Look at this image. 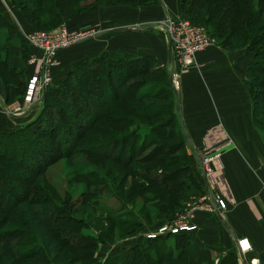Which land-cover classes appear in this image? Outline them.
<instances>
[{"label":"rangeland","instance_id":"rangeland-1","mask_svg":"<svg viewBox=\"0 0 264 264\" xmlns=\"http://www.w3.org/2000/svg\"><path fill=\"white\" fill-rule=\"evenodd\" d=\"M18 1L19 0H3L4 6H1L0 4V9H3V13L7 16L8 13H15L18 20L20 22L23 21L27 27H25V29L28 30L27 32L34 30L53 31L60 25V23L67 22L68 24H71L79 18H82L84 14H88L86 17H84L89 18L88 21H86L87 23L92 21L91 14H94L92 9L95 6H101L103 8L130 6L137 8L143 5L148 6L152 3L151 0H148L147 4L143 2H137L140 0H135L136 2L134 3H131V0H20V2H23L20 4ZM196 5L201 7L200 14H205L207 12L205 4H202L200 0H196ZM212 5L213 4H211V7ZM252 5L253 8H258L260 10L262 19L264 21V0H252ZM6 6L8 7V10H6ZM235 8L237 9H232L231 14L226 16V20H228V22L225 20H220L222 23L221 29L223 31L227 26H236L240 23V15L238 12L239 10H242L243 7L242 5H237ZM221 9L220 2L216 3L214 8L215 12L210 16V24L192 20L195 25L203 24L209 36L215 39L213 44L199 53L205 52L215 43L221 42L222 44V42H228V35L226 31H224L223 36H220V38L217 36V33H214L215 27H213V25L217 26L220 23V21L217 19V14ZM24 14L27 17H25ZM81 21L83 20L80 19L79 22ZM86 23L83 25H90V22L87 24ZM6 29L8 30L9 35L12 36L14 30L9 26ZM4 53L5 51L3 49L0 50V80L3 86L6 88L7 94L9 95L10 102L8 103L12 104L15 101H20L23 103L26 99L27 93L30 92L28 90L27 81L23 85L21 82L17 81L18 77L15 76V72L11 71L8 66L4 65L5 63L3 60L7 59V56H4ZM111 61L109 69H107L108 66H106L107 64L109 65V63H104L101 66L99 65V68H102L103 73L100 74L99 79H97L95 87H97V90L100 93L99 97L104 94V100H108V104L106 103V107L110 110L108 115L115 114L112 112L113 109H120L121 111L126 112V120L119 123H114L113 121H108L107 118L109 117L107 116H104V118L95 119L92 126H90V129L86 130L83 135L79 136L80 138H77L79 141L76 147L78 148L79 152L86 150V152H88L86 153V160L92 163V170L84 175L77 174L74 169V163L82 157V155H79V152V154L73 153L71 156H59L51 160V163L49 160H46L47 165L42 169V172L36 171L33 174H29V171L28 175L27 171L28 168H30L29 166L21 165L20 172H17L16 168H18V166L13 165L10 162L8 163L7 167L9 180L12 178V176L17 178L21 175L28 176V178L26 177L27 181L24 183H21L19 179L14 180L13 182L16 184V188L13 189V193H11V190L7 189L6 186L4 188H0V264H69L75 262L77 259L83 258L87 254L88 255L84 257L85 259L97 257L102 260V262L99 264L106 262L107 259L110 262H115L114 258H111L112 256L119 257V263L123 259L125 250L130 245V241H128V243H124V241L127 240V237L125 238V236L131 234L130 231L136 229L137 227L136 224H129L125 226L120 224L119 220L123 217V215L122 217H118L116 214L107 209V206L105 205L110 206L109 204L112 201H107V198H110L111 194L114 192L117 194L119 193L121 196L127 198L130 201L133 212L138 214L141 208L140 205L141 203L143 204V201L141 198L136 197L137 189L128 195V197L123 195L127 191L126 187H128V184L131 181L137 182V184H148L150 189L147 191V194L144 195L148 196V194H151V192L156 189L157 183L150 179H146L143 177V175L148 174L149 178L155 179L162 176L163 173L175 170L177 166H183L185 161L180 162L179 160L184 155V153L187 154L188 162L191 163L193 157L191 156V152H189L187 145L183 142L181 132L177 127L175 130L173 128L171 134L166 138L159 139V137H156V143L151 140L153 137L148 135L144 145L142 146L143 150L141 151V154L147 155L148 157H153L148 158L151 159L150 161L141 162L140 160L135 159L126 166H119L107 157L97 154L96 148L100 142L105 141L106 138H109L112 135L124 133V131H126L128 128H132L135 122L154 126L166 119H169L171 116H173V112L175 111V96L171 103H169L170 100L166 101V103L170 104V107L166 108V111L161 110L157 115H148L136 108L137 106H145L153 100L151 98L141 97L133 99V94L128 96V98L132 99L123 100V98H117L116 94L117 85L119 83L118 80L122 78L125 72H128L129 70L131 71V67L134 66L136 67L135 70H137L138 65L133 63H131L133 65L129 63L126 64L125 62L119 60H115L114 62ZM164 64L165 65H159L158 63L155 64L153 62L149 66L151 71L149 70L143 74L135 73L132 77H130L131 79L127 78V81L135 82L137 80L138 82L135 84V89L138 88L137 90H144V86H149V83H151L156 84L157 87L162 88L163 91L166 92L169 87L166 84L164 71H170L169 75L171 76V72H175L178 70V68L175 63L171 62V60H169V62H165ZM89 65L92 67L98 66V64L94 63L93 61H89ZM56 68H60V72L63 71L61 60L57 55L51 58V64L49 65V73L51 76L53 75V72ZM253 71H255L252 72L254 78L256 74H261L264 77V71ZM109 72H111V74ZM81 74H83L82 70L77 69L70 77L73 82L71 85H76L78 87L77 90L79 91L77 92L75 88L73 89L74 98H76L75 103H73V108L81 109V112L85 113L88 107H83L81 104L84 103V100L87 98L85 95H83V92H85L86 89L84 87L83 81L85 80V75H88V72L84 74L83 78L81 77ZM81 78L83 80H81ZM62 79L61 81H63ZM254 81L256 82V80ZM120 82H122V80ZM52 83L53 81L50 82L43 91L49 90L52 85L60 86L62 82ZM170 83L173 90H175V85L172 84L173 81ZM261 84L262 83H260V86H262ZM12 86H15V88H12ZM105 89H108V91L105 92ZM55 96H57V98L60 97L61 102L64 105L66 103L68 105L70 102L68 99L63 100L64 97H61V95H52V98H55ZM99 100L102 101V99ZM41 102L42 97L37 102V111L41 107ZM156 102H158V100ZM77 103L78 105H75ZM94 105H96V103ZM56 107L60 108L59 105H55V108ZM68 118H66V121L69 120ZM260 118L264 122V115L261 114ZM70 119H72V117H70ZM260 127L264 133L263 126L260 125ZM110 131H113L116 134H110ZM215 133L219 134L220 132L217 129L210 131L205 135L204 146H201L200 149L201 157L207 147L214 146L216 142L214 137ZM35 138L43 142V144L48 145L53 152H55L53 150L54 148L57 149L58 145L53 142V139L43 135H37ZM134 141L135 138H132L128 143L132 142L133 146L135 145L134 148L137 149L140 145V141H135V144ZM128 143L125 145L123 157L127 154ZM160 147H162V149ZM25 148L27 150L24 152L23 158L26 161L31 162L32 158H35V160L39 158L37 156V152L34 153V156L32 157L33 147ZM34 151L38 150L35 148ZM46 153L48 152L46 151ZM162 154L170 156L172 160L169 161L171 163L172 161L177 160V164H171L170 162L167 163L168 161L165 159L166 156H163V158L160 157ZM44 158L47 159V157ZM6 162L4 165H6ZM39 164H41V162ZM1 165L2 164L0 163V176L3 175L1 171ZM144 166H153L155 169L153 170V168H151V171H143L142 168ZM161 168H163V171L160 170ZM180 168V172H175L174 180H169V184L171 186H174L179 174H184L185 176L190 175L185 169H182V167ZM133 173L137 174L138 177L133 176ZM3 177L6 178L5 175H3ZM175 187L178 186L175 185ZM5 191H8V193H5ZM185 193L186 192H182L179 196L178 202L180 201L181 205H178V210L176 209L175 211L176 214L185 211L188 206L187 204H191L194 201L193 199L189 200L191 197L190 196L189 199L183 204L181 198ZM7 196L10 198L8 199L7 207L4 208L3 206L6 204L5 198ZM198 196H200V194H198ZM18 199L19 201L25 199L29 200L31 205L37 211L38 215L45 220H48V223L53 229L55 236L66 242L61 251L56 253L53 257H46L37 240L33 237L32 228L26 220V217L24 214L15 209V203ZM2 202L4 204H2ZM132 203H134L135 206H133ZM42 204H46V206H48L47 209L50 210L48 215L42 213ZM65 213L73 215L72 217L80 219L84 223L85 228L80 229L81 234L84 236H89V234H92L98 238V241L94 246L91 248L82 247V242L76 238L78 234H76L75 237L74 233L71 231V229H69L70 226H68V223L64 220L60 221V216H58V219L57 217H53L55 214L61 215ZM152 214L153 211L146 219L148 220L149 224L141 225V227H138L136 231L139 233H145L148 229H156L161 224L172 221V219L176 216V214L173 215V213H167L161 219H157V217H152ZM138 216L140 215L138 214ZM58 224H61V230L54 228L55 226L57 227ZM65 237H67V240ZM131 238L133 239V237ZM150 264L157 263L152 261ZM159 264L181 263L178 261H173L160 262Z\"/></svg>","mask_w":264,"mask_h":264},{"label":"trees","instance_id":"trees-1","mask_svg":"<svg viewBox=\"0 0 264 264\" xmlns=\"http://www.w3.org/2000/svg\"><path fill=\"white\" fill-rule=\"evenodd\" d=\"M147 1L148 0H140L137 2H143L147 4ZM200 1L202 4H205L207 8V12L205 14H200L201 7L196 5V0H181L180 2L182 12L184 16L189 20H197L205 22L206 24L211 23L210 16L213 15L215 12L214 8L216 3L220 2V6L222 8L217 14V19L219 21L225 20L226 22H228V20H226V16L228 14H231L232 9H237L235 8L237 5H242L243 9L239 10L238 12L240 15V23L236 26L230 25L226 27L224 31L227 32L228 42H222V44L230 45L232 48L245 46L248 50L252 52V55H254L250 62L247 64V74L249 78L248 84L251 90L253 110L256 115L254 118L255 122L259 124V126L262 125L264 128V122L260 118L261 114L264 115V77L261 74H256L254 78L252 74V72H255L253 70L264 71V21L262 19L260 10L258 8L255 9L252 7V0ZM18 2L19 4L23 3L20 2V0ZM134 2L136 1L131 0V3ZM211 4H213L214 6L212 5L211 7ZM15 17L17 18L16 15ZM25 17L27 16L25 15ZM221 21L217 26L213 25V27H215L214 33H217V36L219 38L220 36H223L224 33V31L221 29ZM20 23L21 22L18 20V28L14 27L13 24L10 23L0 11V30H4V38H10L9 32L6 29L9 26L14 30V34H18L21 39V42L23 44V56H21L22 61L24 60L25 55L27 56L29 46L21 33V30H28L22 27ZM2 49H4V46L2 43H0V50ZM4 56L7 55L5 54ZM115 60L125 62L126 64L133 63L135 65H138L137 70H135L136 67H131L130 69H132L133 71L129 70L128 72H125L122 78L118 80L119 83L117 82L118 85L116 94L117 98H123V100L132 98L137 99L141 97L153 99L145 106L136 107L139 111H142L148 115H157L161 110L166 111V108L170 107L169 103L173 101L174 90L172 88L171 83L169 82V72L164 71L166 84L169 87L166 92L163 91L162 88L157 87L156 84L151 83H149V86H144V90H137L138 88L135 89V84H137L138 82L137 80L135 82L127 81V78L132 77L135 73L143 74L145 72H148L149 70L151 71L149 67L150 64L153 63L151 58L144 56H135L130 52L121 51L113 54L106 53L105 55L92 58L90 61H93L94 63L98 64V66L96 67L90 66L88 60H82L72 66V69L64 75V79L60 86H51L49 90H45L43 92L41 107L38 110L37 114L30 121L23 123L11 130H0V163L2 164L1 171L6 177L4 178L3 175L0 176V188H4L6 186L7 189H10L11 193H13V189L16 188V184H14L13 182L14 180L19 179L21 183L27 181L26 177L28 178V176L25 175H21L17 178H14L12 176L10 180L8 179L9 174L7 165L9 162L13 165L18 166V168H16L17 172H20L21 165H26L30 167L28 168L27 175L29 171L31 172H29V174H33L36 171L42 172V169L47 165L46 160H49L51 163V160L59 156L65 157L71 156L73 155V153H78L79 150L76 145L79 139L77 138L83 135L86 130L90 129V126H92L95 119L104 118V116H107L109 117L107 118L108 121H113L114 123H119L126 120V112L121 111L120 109L115 108L112 111L115 114L108 115V113L110 112V110L106 107V103L108 104V100H104V94L99 97L100 93L98 92L97 87H95L97 79H99L100 74L103 73L102 68L100 69L99 67L104 63H109V65H106L108 66L107 69H109L110 61L114 62ZM3 61L5 63L4 65L9 67L8 56L7 59ZM9 69L11 70L12 68L9 67ZM77 69L82 70V78L84 77V74L88 72V75H85V80L83 81L84 87L86 88L85 92H83V95H85L87 98L84 100V103L81 104V106L83 107H88L85 113L81 112V109L73 108V103H75L76 99L74 98L73 89L75 88L77 90L78 87L76 85H71L73 82L70 77L72 76V73H74V71ZM11 71L15 72V76L18 77V82L26 83L24 80V72L22 70H17L14 68ZM109 73L111 74V72ZM82 78L81 80H83ZM121 80L122 82H120ZM254 80H256V82ZM260 83H262V86H260ZM106 91H108V89H105V92ZM77 92L79 91L77 90ZM130 94H133L132 98H128ZM52 95H61V97H64L63 100L68 99L70 102L68 103V105L67 103L64 105L61 102L60 97L57 98V96H55V98H52ZM99 99H102V101H100ZM157 100L158 102H156ZM168 100H170V102L166 103V101ZM95 103L96 105H94ZM55 105H59L60 108H55ZM75 105H78V103ZM70 117H72V119H70ZM66 118H68L69 120L66 121ZM133 125L134 126L132 128H128L126 131H124V133L112 135L109 138H106L105 141L100 142L96 148L97 154H99L100 156L107 157L119 166H126L133 162V160L135 159L140 160L141 162H147L151 160L148 158L153 157H148L147 155L141 154V151L143 150L142 146L144 145L148 135L153 137L151 140L156 143V137H159V139L168 137L171 134L173 128L175 130V128L177 127L181 132V129L180 127H178L177 124L175 111L173 112V116H171L169 119H166L154 126L139 124L138 122H135ZM110 134L116 133L110 131ZM37 135H43L53 139V142L58 145L57 149H53L55 152H53L48 145H45L40 140H37L35 138L37 137ZM181 135L183 138V142L186 144L182 132ZM132 138H135V141H140V145L137 149L134 148L135 145L133 146L132 142L128 143ZM127 143V154L123 157L125 145ZM25 147H33L32 157L34 156V153L37 152V156L39 158L37 160H35V158H32L31 162L26 161L23 158V154L27 150ZM35 148L38 151H34ZM160 148L162 149V147ZM46 151L48 153H46ZM79 153L78 154L82 155V157L74 163V169L77 174L84 175L92 170V163L86 160V153H88L86 152V150H82ZM163 156H166L165 159L166 161H168L167 163L170 162L169 160H172L170 156L164 154H162V156L160 157L163 158ZM44 157H47V159H45ZM179 161H185L184 165L177 166V168L171 172L163 173V175L159 178H155L156 180L154 178H149L148 174L143 175V177H145L146 179H150L157 183L156 189H154L151 194H148V196H144L150 189V187H148V184H137V182L134 181H131L128 184V187H126L127 191L123 195L128 197V195H130L133 191L137 189L136 197L141 198V200L143 201V204L141 203L140 205L141 208L138 213L140 216H138L137 213L133 212V208L131 206L130 201L127 198L121 196L119 193L117 194L114 192L111 194L110 198H107V201L109 202L112 200L109 204L110 206L105 204L104 205L107 206V209L116 214L118 217H122L123 215V217L119 220L120 224L124 226L129 224H136L137 228L141 227V225L149 224L148 220L146 219L152 211V217H157V219H161L167 213H173V215H175L176 209L178 210V205H181V202H178V200L182 192H198L199 194H203L205 192L203 186L201 187L194 177L191 168V163L188 162L187 154L184 153V155ZM5 162L6 165H4ZM40 162L43 167L41 166V164H39ZM172 163L176 165L177 160L172 161ZM180 167L189 172L190 175L185 176L184 174H179V177L174 183V186H171L169 184V180H174V174L175 172H180ZM151 168H153V170L155 169V167L153 166H144L142 170L151 171ZM160 170L163 171V168H161ZM132 175L138 177L137 174L133 173ZM175 185H177L178 187H175ZM5 193H8V191H5ZM9 198V196L5 198L6 204L3 206L4 208L7 207ZM2 204L4 203L2 202ZM132 204L133 206H135L134 203ZM15 205V209L24 214V216L26 217V220L32 228L33 237L37 240L39 246L42 248L46 257L51 258L56 253L61 251L62 247L66 242L60 240L55 236L53 229L48 223V220H45L44 218L38 215L37 211L31 205L30 201L27 199L19 201L18 199ZM47 208L48 206H46V204H42L41 210L42 213L45 215H48L50 213V210H48ZM58 216L61 217V219H59L60 221L64 220L68 223V226H70L69 229H71L75 237L76 234H78L76 238H78L79 241L82 242V247L91 248L97 243L98 238L96 236H93L92 234H89V236H84L80 233V229L85 228L84 223L80 219L72 217L73 215H70L69 213L53 215V217H57V219ZM54 228L61 230V224H58V226H55ZM136 229L131 230V234L125 236V238L127 237V240L124 241V243H128V241H130V245L125 250L123 259L118 263L120 258L112 256L111 258H114L115 262H110L107 259V261L103 262L102 264H150V262L152 261L157 264H159L160 262L173 261H178L181 264H186V256L184 253V236L179 237L177 233L159 235L154 238H148L144 235V233H139L138 231H136ZM149 230L150 229L146 231ZM131 237H133V239ZM65 239L67 240V237H65ZM186 241H188V239ZM229 255L230 263L228 264H237L235 254L230 253ZM84 257L77 259L75 260V262L69 264H99L100 262H102V260L97 257H90V259H85ZM207 264L213 263L211 262Z\"/></svg>","mask_w":264,"mask_h":264},{"label":"crops","instance_id":"crops-1","mask_svg":"<svg viewBox=\"0 0 264 264\" xmlns=\"http://www.w3.org/2000/svg\"><path fill=\"white\" fill-rule=\"evenodd\" d=\"M180 1L152 0L151 5L137 8L95 6L92 9L94 14L91 12L92 21L89 22L98 32L57 52L63 71L56 68L51 82H62V77L64 79L75 64L106 53L127 51L135 56L149 57L155 64L165 65L170 60L169 43L160 23L167 15H184ZM0 4L3 5V0ZM0 11L14 27L18 26L15 13L7 12V16L3 9ZM87 15L84 14L76 23L63 22L60 25L69 29L85 27L83 24L89 19L84 18ZM80 19L83 21L79 22ZM20 25L26 27L23 21ZM4 37V30L1 29L0 43L4 46L3 50H7L4 55L9 57L8 65L22 70L26 82L34 69L27 63V58L31 53H40L29 47L27 56L21 61L23 44L19 35L13 33L9 39ZM252 57V52L245 46L233 49L218 42L196 56L199 67L177 76L174 90L177 124L193 157L191 168L194 177L205 192L207 180L200 160L204 137L218 129L223 141H229L221 150L220 161L230 199L226 209L220 213L197 210L191 218L196 227L177 234L185 237L186 264H228L230 253L235 254L238 264L236 241L241 237H246L251 244V250L244 256L245 264L254 259L264 264V134L254 119L256 115L248 84L247 64ZM9 99L0 80V130L3 131L30 121L38 112V103L35 102L19 114H9L4 109L9 105ZM198 194H183L182 203L190 196L189 200H196Z\"/></svg>","mask_w":264,"mask_h":264},{"label":"built area","instance_id":"built-area-1","mask_svg":"<svg viewBox=\"0 0 264 264\" xmlns=\"http://www.w3.org/2000/svg\"><path fill=\"white\" fill-rule=\"evenodd\" d=\"M165 29L167 41L171 46V62L177 65L178 70L171 72L173 84L177 83V76L192 68L199 67L196 55L205 50L215 42L210 37L203 24L195 25L184 15H167L161 21ZM23 37L30 48H34L40 54H29L28 63L34 66L33 72L29 75L27 84L28 90L23 103L15 101L4 109L7 113L19 114L33 103H37L43 94V90L51 82L49 65L51 58L56 56L60 49L68 48L83 40L91 38L98 32L94 25H87L78 29H69L63 25L53 31H23ZM25 103V104H24ZM216 142L213 147H207L202 157L200 156L203 172L206 176L207 191L201 194L187 208L167 223L161 224L156 229L144 233L148 238L159 235L177 234L183 231L193 230L196 226L191 218L197 210H204L211 213H220L227 207L230 193L223 180V168L220 161V153L228 140L223 141L220 133L214 134ZM214 148V149H213ZM264 168V164H263ZM238 264H242L246 252L251 250V244L246 237L237 238ZM250 264H260L257 259L251 260Z\"/></svg>","mask_w":264,"mask_h":264},{"label":"water","instance_id":"water-1","mask_svg":"<svg viewBox=\"0 0 264 264\" xmlns=\"http://www.w3.org/2000/svg\"><path fill=\"white\" fill-rule=\"evenodd\" d=\"M170 57H171V46H170V44H168V58L170 59ZM169 81L172 82V78L170 75H169ZM219 218L222 220L221 216H219ZM222 222L225 224L224 220H222ZM241 258L243 260V264H245L244 258L242 256H241Z\"/></svg>","mask_w":264,"mask_h":264},{"label":"bare ground","instance_id":"bare-ground-1","mask_svg":"<svg viewBox=\"0 0 264 264\" xmlns=\"http://www.w3.org/2000/svg\"><path fill=\"white\" fill-rule=\"evenodd\" d=\"M173 84V83H172ZM174 85H175V82H174Z\"/></svg>","mask_w":264,"mask_h":264}]
</instances>
